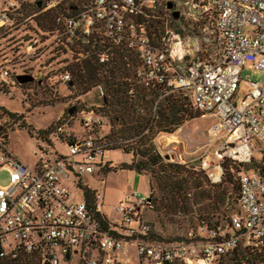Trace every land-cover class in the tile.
I'll use <instances>...</instances> for the list:
<instances>
[{
    "label": "built area",
    "instance_id": "built-area-1",
    "mask_svg": "<svg viewBox=\"0 0 264 264\" xmlns=\"http://www.w3.org/2000/svg\"><path fill=\"white\" fill-rule=\"evenodd\" d=\"M165 1L159 7L158 0H3L0 85L35 82L51 88L58 82L68 89L75 84L71 67L89 62L105 71L121 53L137 83L161 86L159 97L182 89L193 109L214 118L206 133L208 146L216 145L200 168H208V180L217 182L227 160L236 179V207L227 216L231 231L201 223L195 233L202 237L151 239L143 216L149 196L132 193L113 208L122 233L135 235L110 233L82 196L71 199L63 182L69 172H92L93 163L100 169L107 160L100 104L76 111L82 134L66 142L67 154L45 157L41 151L32 164L8 148L2 114L9 115L0 109V264L27 263L32 255V264H132L120 256L130 247L141 264H216L237 246L258 253L264 264V159L260 170L232 166L264 156V78L258 83L240 76L244 65L264 72V0H171L170 8ZM21 73L32 79L19 82ZM94 89L103 95L102 80ZM99 206L95 189L93 207L100 211Z\"/></svg>",
    "mask_w": 264,
    "mask_h": 264
},
{
    "label": "rangeland",
    "instance_id": "rangeland-1",
    "mask_svg": "<svg viewBox=\"0 0 264 264\" xmlns=\"http://www.w3.org/2000/svg\"><path fill=\"white\" fill-rule=\"evenodd\" d=\"M2 1L0 0V4ZM158 1L157 6L162 7L163 0ZM240 76L260 83L264 78V72L261 69L244 65L240 70ZM95 100L96 94L93 85L82 92L76 84L66 89L58 82L54 83L51 88L48 86L43 87L42 84L37 85L35 82L23 83L19 88L11 89L0 85V106L14 113V116L8 119L2 114V117H5L7 121L4 123L3 128L7 132L6 143L8 148L28 164H32L41 151L45 157H52L59 153L67 154V143L65 141L72 136H78L80 133L77 114L75 110L68 111L67 107L74 106L78 108L96 103ZM186 107L193 111L187 103ZM211 116L207 113L196 114L183 120L170 133H156L152 138V142L155 150L163 157V161H176L187 167L200 168L199 165L204 159V154L210 153L216 145V141L209 146L207 144L206 128L213 120ZM21 122L23 126H19ZM108 125L110 127V124ZM46 127H49L51 131L48 133L37 131V129H45ZM29 128L30 133L28 132ZM102 128L105 130L104 124ZM104 153L110 167L104 166L99 169V166L93 163L92 172H83L78 176L69 172L63 178V182L68 187L71 199L75 201L81 198L80 190L75 185L77 179L89 188H95L99 194L100 210L106 218L119 223L120 214L114 210L115 204L124 203L125 200L132 198L133 196H129L132 193L148 194L149 198L155 197L159 193L155 183L150 184L148 182L152 180L149 171H136L133 168L117 167L120 163L129 161L130 153H126L118 147L107 149ZM165 155L167 157H164ZM208 157L207 163L210 167L213 160L210 155ZM73 158H79V155L74 154ZM260 161L261 159L257 161V156H253L251 162L243 165V167H252ZM202 171L206 175V171L209 172V169H202ZM3 176L4 172L0 171V184L4 182ZM224 176L223 169L221 179ZM221 185L226 188L223 201L218 204L216 209L210 211L207 217L210 221H213L215 215H218V223L224 225L221 214L235 210V188L228 182H223ZM204 201L192 204L191 210L185 213L171 211L167 207L157 208L155 207L156 202H154L153 207L148 205L147 208L143 209V216L149 224L150 234L155 235L157 239L168 241L185 239L190 231H195L198 222L196 208ZM224 208L226 209L223 211ZM125 255L130 257L132 264H141V261L135 258L131 247L128 253H120V256ZM58 256L62 262L59 252ZM126 264H129V262ZM240 264H243V262Z\"/></svg>",
    "mask_w": 264,
    "mask_h": 264
},
{
    "label": "trees",
    "instance_id": "trees-1",
    "mask_svg": "<svg viewBox=\"0 0 264 264\" xmlns=\"http://www.w3.org/2000/svg\"><path fill=\"white\" fill-rule=\"evenodd\" d=\"M128 58L129 62L133 64L134 57L130 52ZM71 72L73 81L81 92L88 90L92 85L94 87L97 80H102L104 93L102 96H98L95 90V102L100 104L97 109L104 115L103 124L105 125V130L102 126L101 130L104 131V138L107 140L105 148L107 150L118 147L124 152L130 153L129 161L122 162L117 167L133 168L136 171H149L152 180L148 182L150 184L152 182L155 183L159 194L155 195V197H150L148 205L153 207L154 202H156L155 207L157 208L167 207L171 211L185 213L191 210L192 204L205 200L196 208V212H198L196 215V219H198L196 226L201 223L214 227L220 225L223 229V234L230 232L231 229L227 217L230 212L221 214L224 219V225L218 223V215H215L213 221H210L207 217V214L216 209L218 204L223 201L226 191L225 186L221 185L223 182H228L234 186V203L236 207L237 183L233 177V172L228 169L229 162L227 160L223 162L225 176L217 182H210L207 175L200 168L187 167L176 161H163V157L155 150L152 142V138L156 133H170L183 120L196 114H201V112L190 106L188 95L182 89L175 88L159 97L162 92L161 86L156 84L143 86L137 83L133 78L132 69L124 64L121 53L117 55L115 63L105 69V71L98 70L94 63L84 62L82 67H71ZM186 103L189 104L193 111L186 107ZM69 107L72 108L71 111L75 110V113L79 108L68 106L67 109ZM0 109L8 114L9 117L14 116L13 112L7 111L2 106H0ZM78 124L80 126L79 120ZM108 124H110V127ZM19 126H23L22 122ZM37 131L48 133L51 129L46 127L45 129H37ZM28 132L30 133V128ZM81 134L80 128L78 136H72L65 142L73 140ZM260 159L263 160L264 156L260 155ZM251 160L252 158L249 162ZM247 163L232 164V166L234 170H238L240 168H248L243 167ZM108 164L109 161L106 160L102 167H110ZM112 166L116 168V166ZM261 166L258 163L254 165V168L260 170ZM75 185L79 188L81 196L86 200L87 209L93 217L98 219L101 228L108 229L110 233L125 239L135 235L123 234L124 227L121 220L119 223L111 221L106 218L103 212L94 209V190L82 184L79 179L76 180ZM192 233H195V231ZM146 234L151 239L168 241L157 239L155 235L150 234V229ZM201 234L203 235L198 233L191 235L189 233L185 239H177L175 241L202 237L205 233ZM32 262H34V255L29 258L27 264H32ZM242 262L243 264H259L258 253L242 246H237L221 255L216 264H240ZM147 263L150 264L149 262ZM165 264L181 263L172 260L167 261Z\"/></svg>",
    "mask_w": 264,
    "mask_h": 264
},
{
    "label": "water",
    "instance_id": "water-1",
    "mask_svg": "<svg viewBox=\"0 0 264 264\" xmlns=\"http://www.w3.org/2000/svg\"><path fill=\"white\" fill-rule=\"evenodd\" d=\"M165 6L167 8H170L172 6V2L171 0H166L165 1ZM176 10H172V14L173 15H176ZM16 79L19 81V82H25V81H29L32 79V76L30 74H27V73H21V74H17L16 75ZM71 107L68 108V111H71ZM164 157H167V155H165Z\"/></svg>",
    "mask_w": 264,
    "mask_h": 264
},
{
    "label": "crops",
    "instance_id": "crops-1",
    "mask_svg": "<svg viewBox=\"0 0 264 264\" xmlns=\"http://www.w3.org/2000/svg\"><path fill=\"white\" fill-rule=\"evenodd\" d=\"M211 117L213 118V116H211ZM212 118H211V119H212ZM213 119H214V118H213ZM212 121H213V120H211L210 123H211ZM210 123H209V124H210ZM209 124H208V125H209ZM207 127H208V126H207ZM91 189H92V190H95V188H91ZM100 211H101V210H100ZM101 212H102V211H101Z\"/></svg>",
    "mask_w": 264,
    "mask_h": 264
},
{
    "label": "flooded vegetation",
    "instance_id": "flooded-vegetation-1",
    "mask_svg": "<svg viewBox=\"0 0 264 264\" xmlns=\"http://www.w3.org/2000/svg\"><path fill=\"white\" fill-rule=\"evenodd\" d=\"M172 2V1H171ZM172 6H173V2H172Z\"/></svg>",
    "mask_w": 264,
    "mask_h": 264
}]
</instances>
